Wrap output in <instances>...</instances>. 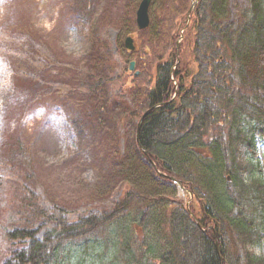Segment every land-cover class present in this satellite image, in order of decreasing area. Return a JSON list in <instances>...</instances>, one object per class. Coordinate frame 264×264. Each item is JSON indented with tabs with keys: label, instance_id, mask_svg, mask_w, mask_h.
Wrapping results in <instances>:
<instances>
[{
	"label": "trees",
	"instance_id": "obj_1",
	"mask_svg": "<svg viewBox=\"0 0 264 264\" xmlns=\"http://www.w3.org/2000/svg\"><path fill=\"white\" fill-rule=\"evenodd\" d=\"M182 4L169 2L160 22L166 27L156 34L169 31L172 47L152 46L153 85L139 93L130 115H144L134 146L155 181L171 187L172 177L179 180L191 202L131 188L113 209L70 220L64 207L42 206L25 186L13 202L20 217L5 233L3 264H264L253 252L264 243V167L257 157L264 138V0L233 3L234 18L231 0H198L189 20L190 0ZM72 10L88 16L93 8L72 0ZM99 31L89 28L84 64L90 90L107 101L115 61ZM143 229L136 244L133 233ZM147 235L166 237L158 242L163 249Z\"/></svg>",
	"mask_w": 264,
	"mask_h": 264
},
{
	"label": "rangeland",
	"instance_id": "obj_2",
	"mask_svg": "<svg viewBox=\"0 0 264 264\" xmlns=\"http://www.w3.org/2000/svg\"><path fill=\"white\" fill-rule=\"evenodd\" d=\"M170 1L152 0L150 27L139 30L133 22L141 0H88L93 8L88 16L75 13L72 0H0V264L5 233L19 222L13 202L25 186L36 190L42 206L64 207L70 220L90 210L113 209L131 188L191 202L177 185L155 181L134 146L139 117L130 115L139 93L153 85L152 46L172 47L169 31L156 34L166 27L160 22ZM231 1L234 18L233 3L242 0ZM94 25L115 61L108 102L105 94L90 90L84 64L86 37ZM129 35L134 51L124 44ZM257 149L264 167V138ZM193 208L199 218V206ZM145 232L133 233V242H141ZM165 238L147 235L158 251ZM253 252L264 256V243Z\"/></svg>",
	"mask_w": 264,
	"mask_h": 264
},
{
	"label": "water",
	"instance_id": "obj_3",
	"mask_svg": "<svg viewBox=\"0 0 264 264\" xmlns=\"http://www.w3.org/2000/svg\"><path fill=\"white\" fill-rule=\"evenodd\" d=\"M197 1H194L192 4V7L195 6ZM150 3L151 0H142L137 8L136 11V23L139 29H145L149 26L150 24V16H149V8H150ZM125 47L129 50H135V45H134V39L131 36L126 37L125 39ZM134 62L130 63V70L134 69ZM144 117V115H143ZM143 117L140 119L139 123H138V128H137V134L140 130L141 124H142V120ZM172 179L179 184L180 187L183 188L181 182L175 178L172 177ZM184 189V188H183Z\"/></svg>",
	"mask_w": 264,
	"mask_h": 264
},
{
	"label": "flooded vegetation",
	"instance_id": "obj_4",
	"mask_svg": "<svg viewBox=\"0 0 264 264\" xmlns=\"http://www.w3.org/2000/svg\"><path fill=\"white\" fill-rule=\"evenodd\" d=\"M194 1H196V0H190L189 8H191V6H192V4H193ZM182 2H183V0H176V4L181 5V6L183 5ZM187 19L189 20L190 18H187Z\"/></svg>",
	"mask_w": 264,
	"mask_h": 264
}]
</instances>
